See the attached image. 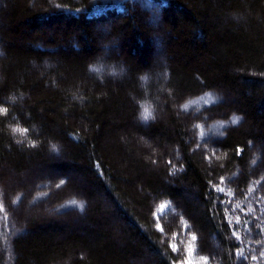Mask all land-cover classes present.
I'll return each instance as SVG.
<instances>
[{
    "label": "trees",
    "instance_id": "trees-1",
    "mask_svg": "<svg viewBox=\"0 0 264 264\" xmlns=\"http://www.w3.org/2000/svg\"><path fill=\"white\" fill-rule=\"evenodd\" d=\"M0 3V106L8 109L0 114V179L7 169L77 171L89 198L109 195L124 216L117 238L100 206L78 223L36 220L21 233L0 193V264H138L146 256L149 264H184L177 224L158 219L167 205L157 219L151 211L155 199L181 198L186 185L200 206L191 209L199 212L202 249L210 248L204 235L223 249L211 261L191 244L187 264H204L202 257L207 264H264V176L246 187L251 146L264 145V0ZM120 66L127 79L116 80ZM217 88L239 96L227 109L246 122L227 132L212 171L191 154L186 127L169 106L171 96ZM143 102L151 105L148 121L140 118ZM161 107L169 119L158 121ZM136 136L177 143L184 162L148 170L122 143ZM234 167L244 169L236 190L214 185Z\"/></svg>",
    "mask_w": 264,
    "mask_h": 264
},
{
    "label": "rangeland",
    "instance_id": "rangeland-1",
    "mask_svg": "<svg viewBox=\"0 0 264 264\" xmlns=\"http://www.w3.org/2000/svg\"><path fill=\"white\" fill-rule=\"evenodd\" d=\"M1 7H3L2 3H0ZM151 24L153 26L157 25L154 21ZM101 30L105 32V29ZM105 49L107 50V48ZM106 55L108 56V53ZM4 58L5 55L0 60ZM161 61L165 66L166 63L163 57ZM44 66L45 68L48 67V65ZM94 72L100 73L99 68ZM117 73L116 80L127 79L129 70L122 69L120 66L117 69ZM209 94H211L212 100L205 103L201 98H206ZM238 98V95L231 94L229 91L220 88L199 96L185 97L178 101L175 100V97H170L173 102L169 109L172 111L173 117L186 127L191 154L197 159H202L204 164L212 171L223 154L221 143L227 132L232 128L242 127L246 122H244L243 116L237 111H229L227 109L229 105L236 104ZM189 101H199V103L190 104L189 108L184 110L182 106ZM160 112L161 115L158 121L169 119L170 115L167 109L161 107ZM233 117H238L239 122L232 123ZM213 125L218 127L214 128ZM122 143L137 158L143 160L148 170L158 171L164 166L168 169V162L178 165L184 162V153L177 143L169 144L165 141L163 142V140L145 136H136L128 140L124 139ZM250 150L251 154L248 162L249 181L246 187L253 188L264 176V145L254 142ZM51 154L50 146L49 155ZM243 176L244 169L234 167L231 174L227 175L225 172H221L219 176L213 179V183L214 185H220L224 190H236L239 185L238 181ZM85 185L84 177L77 171H61L44 166L34 167L25 173H17L7 169L5 170V180L0 179V193L4 201L6 214L21 223V233L25 232L26 226L36 220L60 224L78 223L85 214L87 215L96 206H100L101 212L108 215L112 225L115 227L114 232L117 238L119 225H124L123 213L118 211V205L112 198L103 192H97L99 199L89 198L84 190ZM183 188L182 196L179 199L167 201L161 197L155 199L151 217L152 219H157L158 211L162 203L165 202L164 205H167V212L164 215L160 214L158 219L160 222L163 221L165 225L166 220H169L168 222H171V225L177 224V228H179L177 233L179 235H176L177 239L175 241L177 242V247L179 246L177 248L179 250H176L179 259H182L184 264H187V259L189 262L191 251L193 250L192 244V246L195 245L197 254L208 256L212 261L218 254L222 253V245L218 239L204 235V238H207L210 243V248H208V251L202 249L201 241L203 236H199L197 233L198 227L196 225L199 212H194L191 209V207L200 209L198 199L194 190L189 188V186L186 185ZM72 201H76V204L73 205ZM80 204L84 205L82 211L79 208ZM125 224L127 225V223ZM193 236L196 237L195 240L192 239ZM150 258L146 256L138 264H149ZM239 263L243 264L244 262L239 259Z\"/></svg>",
    "mask_w": 264,
    "mask_h": 264
},
{
    "label": "snow or ice",
    "instance_id": "snow-or-ice-1",
    "mask_svg": "<svg viewBox=\"0 0 264 264\" xmlns=\"http://www.w3.org/2000/svg\"><path fill=\"white\" fill-rule=\"evenodd\" d=\"M97 69L96 68H92V71H96ZM142 80H147V76H143L141 77ZM201 99H203L205 101V103H208L210 100H212V96L211 94H209L206 98L205 97H202ZM194 103H199V101H189L188 103H185L182 107L184 110H187L190 106V104H194ZM146 107V116H145V121H148L150 118H153L152 117V112L150 110V107L149 106H145ZM0 114H5L7 113L8 109L6 107H3V106H0ZM239 122V118L238 117H233V120H232V123H238ZM199 127V126H197ZM214 128L218 127L217 125H213ZM14 132H26L27 130L26 129H20L19 127L13 129ZM201 135H203V133H201ZM53 149H55V145L52 146ZM61 183H63V181H61ZM72 204L75 205L76 204V201H72ZM79 208L80 210L82 211L83 208H84V205L83 204H80L79 205ZM193 240L196 239L195 236L192 237ZM261 255H264V252L261 253ZM203 261H204V264H207V258L206 257H202L201 258ZM244 259H247V257H244ZM253 259H255V257H253Z\"/></svg>",
    "mask_w": 264,
    "mask_h": 264
},
{
    "label": "clouds",
    "instance_id": "clouds-1",
    "mask_svg": "<svg viewBox=\"0 0 264 264\" xmlns=\"http://www.w3.org/2000/svg\"><path fill=\"white\" fill-rule=\"evenodd\" d=\"M145 106H149L150 108H151V105H150V103H148V102H143L142 104H141V108H142V111H141V113H140V118L142 119V120H144L145 121V116H146V107ZM0 111H2V110H0Z\"/></svg>",
    "mask_w": 264,
    "mask_h": 264
}]
</instances>
